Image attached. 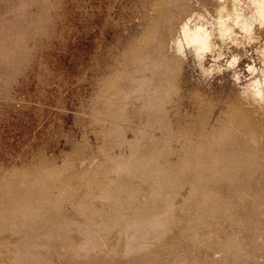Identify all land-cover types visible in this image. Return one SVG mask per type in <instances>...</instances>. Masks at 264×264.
Returning <instances> with one entry per match:
<instances>
[{
  "label": "rangeland",
  "instance_id": "obj_1",
  "mask_svg": "<svg viewBox=\"0 0 264 264\" xmlns=\"http://www.w3.org/2000/svg\"><path fill=\"white\" fill-rule=\"evenodd\" d=\"M162 1L165 16H160L159 24L167 29L141 56V61L147 60L137 67L139 75L129 81H153L154 76L155 80L161 76L152 66L162 61L156 48L163 44L170 52L162 62L168 71L178 68L177 90L171 94L163 90V85L157 87L160 93L152 101L159 107L149 120L112 122L99 117L95 111L100 108V97L108 83L120 77L130 55L158 21L157 9ZM232 5L233 0H0V176L41 156L44 164H66L64 176L76 173L80 177L91 166L103 165L106 159L128 158L132 152L141 154L148 147L159 149L157 162L171 174V167L191 143L197 142L212 148L217 158L223 151L239 158L232 167L223 166L230 176L225 182H232L237 192L245 189L249 197L245 200L248 208L239 207L226 218L234 221L224 228L220 221L225 219L213 216L201 220L197 207L188 204L190 199L185 201L190 183L180 189L181 183H176L168 189V199L164 197L158 204V211L167 215L164 227L147 228L143 218L136 220L138 224H120L125 212L106 207L103 214V200L114 196L130 205L138 195H144L139 193L144 187L151 185L146 171L140 175L130 172L129 183L137 185L134 190L122 183L111 189L103 185L84 195L88 205L84 207L82 228L90 233L88 245L81 252H87L69 261L64 259L69 245L61 244L50 264H264V154L259 145L253 149L248 145L250 126L236 129L239 123L235 119L238 111L248 105V97L255 100L232 79L233 73L239 72L241 84H246V65L260 67L264 26L253 24L250 31H241L229 19L221 27L218 18L231 15ZM185 23L189 29L203 27L208 34L210 51L203 53V60L196 57V44L185 47L180 39ZM234 56L239 60L227 68ZM214 57L222 58L213 61ZM198 64L204 68L212 64V74L203 75ZM216 68L223 70L217 72ZM148 88L145 84L139 88L141 94H126L121 102L123 110L142 112L143 93ZM114 124L127 132H117L114 137L118 145L107 147L105 153V134ZM222 127L224 131L218 135ZM246 160L249 163L243 166ZM208 162L210 167L216 166L214 161ZM37 169L29 171L26 180L40 178L42 174L37 172L41 171L53 187L59 188L55 180V176L61 180L59 171L43 165ZM236 170L238 174L251 170V178L234 181ZM257 195L262 200L252 201ZM233 202L238 203L237 199ZM68 210L70 205L64 204L53 214L40 211L38 219L59 220L68 217ZM112 218L119 221L117 227ZM152 232L162 233V238H153ZM135 233L141 236L132 237ZM115 236L132 244L139 238L145 246L137 255L129 254L132 249H128L123 251L124 257H116L111 253ZM36 239L44 238L37 235ZM50 240L55 239L51 236ZM168 248L169 254L165 251ZM215 258L217 261L212 262Z\"/></svg>",
  "mask_w": 264,
  "mask_h": 264
},
{
  "label": "bare ground",
  "instance_id": "obj_2",
  "mask_svg": "<svg viewBox=\"0 0 264 264\" xmlns=\"http://www.w3.org/2000/svg\"><path fill=\"white\" fill-rule=\"evenodd\" d=\"M163 3L162 1V4L157 9L159 11L157 15L158 21H154L152 27L146 32L141 45L130 55L126 61L127 66L123 69L120 77L109 82L108 88L104 91L105 94L100 97V108L95 111L99 117L110 118L112 122L116 120L122 122L128 120L133 122L149 120L152 118L153 110L159 107L156 101H152L156 94L160 93L157 87L161 88L163 85V90H167L171 94L175 89L177 90L178 68L176 71H168V67L162 62L165 61L164 59L168 57L170 52L162 43V47L156 48L162 61L154 64L152 60V63H150L151 65L154 64L152 66L153 71L160 73L161 76L157 80H155L154 76L153 81L145 80L144 78L136 82L129 81L138 74L137 67L140 63L147 60L144 57L145 59L141 61V56L147 52L155 37L161 35L167 29V26L159 24L160 16H165L162 14V10L165 9ZM187 38L191 39L190 33L187 34ZM196 46L198 48L200 45L196 44ZM207 46L209 47L208 39ZM151 53H153L152 50H150ZM141 73H144V71H141ZM147 74L149 73H145L144 76ZM145 84L149 88L153 87L155 89L150 91L148 88V91L146 90L143 93L145 102L142 112L138 113L130 108L124 111L123 107H121V102L125 95L132 92L141 94L139 88H143ZM167 95L165 93L164 97ZM251 100L248 97V105L240 109L236 114L235 119L239 123L236 129H244L250 126L248 130L249 138L247 139L248 145L252 149L255 144L259 145L261 154H264V103H255V101ZM222 129L224 128H221L217 133L218 135L222 134L224 131ZM121 131L127 132L126 129L115 124L107 131L103 147L105 153L107 147L113 148L118 145V141L114 136ZM129 132L138 133L136 130ZM229 139H232V136ZM165 142L168 143L166 140ZM212 151V148L205 145L197 142L191 143L187 150L184 151L180 161L171 167V170H173L171 174L164 171V168H161L157 162V158L160 156L159 149L150 147L146 148L144 153L141 154L132 152L128 158L106 159L103 165L91 166L88 172L80 177L76 173L64 176L68 167L66 164L61 167H56L48 162L44 164V161L39 159L42 158L41 156L29 165L18 169L13 167L10 171L6 170L5 176H0V264H50L52 255L58 253L61 244L71 246H67L64 259L75 261L80 254L87 252V249L83 252L81 251L89 242L88 234L90 232L82 228L84 207L88 205L86 200H84V195L94 193L96 189L103 185L111 189V187L120 186L122 183H128L131 185L129 189L134 190L137 185L134 186L128 181L132 172L140 175L143 171H146L148 173L147 178L151 180V185L144 187L143 191L139 192L144 195H138L130 205L123 199L115 198L114 196L106 197L103 200V214L106 211V207H111L112 210L122 209L125 214L120 224L124 222L138 224L136 220L143 218L147 228L159 230L168 221L166 213L163 214L158 211L159 202L164 197L168 199V189L171 186L181 183L178 188L180 189L184 183L188 182L190 183V194L185 201L190 199L188 204L197 207L200 219L204 220L213 216L219 217L225 219L220 221L222 227L228 228L231 225L230 222H233L234 219L228 220L226 218L231 217L239 207L248 208L249 205L245 204V200H249V197L245 189L237 192L232 182H225L226 177L229 178L230 176L227 171L223 170V166L232 167L239 158L228 155L229 153L226 151H223L220 154L221 156L217 158ZM195 157H201L202 161L196 160L194 162ZM209 160L216 163L214 168L210 167ZM218 161L220 165L217 167ZM245 163L243 166H246L249 162L246 160ZM42 165L45 168L48 167V170L59 171L63 176H61V180L58 176H55V180L59 181L60 184L58 189L55 186L53 187V182L49 181L41 171L37 172L42 174L40 178L37 179L36 177V180H26L29 178V171H36L38 166ZM25 172L27 173L26 175ZM130 172L131 174H129ZM113 174L116 175L115 178L110 177ZM234 176V181H245L251 178V170H245L241 174H238L236 170ZM22 179H24V182H21ZM235 199H237L238 203L233 202ZM251 199L254 202L255 200H262L259 195ZM64 204L70 205V210L64 211L68 217H62L59 220L54 218L46 222L38 219L40 211H47L53 214L56 208L60 209ZM94 205L98 204L95 203ZM97 210L95 209L94 211ZM111 222L114 227L119 225V221L114 218L111 219ZM37 229L41 231H37ZM49 231H51L50 234L48 233ZM37 235L38 237H43L44 241L40 239L37 241ZM51 236L55 239V242L50 240ZM137 236H141V233L132 235V237ZM152 236L153 238L161 239L162 233L156 234L152 232ZM60 237L62 239H59ZM114 240L115 243L111 248V253L120 258L124 257L123 254L125 255L126 253L124 252L128 249H132L128 251L129 254L137 255L145 246L144 241L139 238H136L133 244L121 237L117 239L115 236ZM165 251L168 254L170 253L169 248ZM67 252L70 254L67 255ZM201 252L203 250H200L199 254ZM216 261V258L214 261L212 260V262Z\"/></svg>",
  "mask_w": 264,
  "mask_h": 264
},
{
  "label": "clouds",
  "instance_id": "obj_3",
  "mask_svg": "<svg viewBox=\"0 0 264 264\" xmlns=\"http://www.w3.org/2000/svg\"><path fill=\"white\" fill-rule=\"evenodd\" d=\"M231 19L234 27H239L241 31H250L253 24H260L264 26V0H233L232 14L224 17L223 20L218 18V23L223 27V23L226 20ZM230 32L231 29H228ZM191 33V39L187 38V34ZM180 39L184 41L185 47H190L194 44L200 46L195 49V54L198 60H203V53L209 52L210 49L207 46L208 34L204 31L203 27L195 26L192 29H188L187 23L181 26ZM183 55V50H179ZM261 56L264 57V49L260 50ZM222 57H214L213 61ZM239 57H233L227 62L226 67L232 68L236 65ZM203 75L210 76L213 72L212 64H209L207 68H204L202 64H198ZM223 69L216 68L215 71L219 72ZM246 71L249 73L247 77H244L246 84H241V73H233L232 79L242 90L251 92L253 99L259 103H264V58L261 59L260 67L255 65H246ZM259 73V75H257ZM243 94V91L242 93Z\"/></svg>",
  "mask_w": 264,
  "mask_h": 264
}]
</instances>
